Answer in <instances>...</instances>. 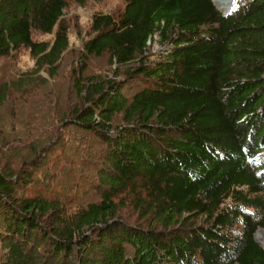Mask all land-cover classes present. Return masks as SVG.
<instances>
[{
	"label": "trees",
	"instance_id": "1",
	"mask_svg": "<svg viewBox=\"0 0 264 264\" xmlns=\"http://www.w3.org/2000/svg\"><path fill=\"white\" fill-rule=\"evenodd\" d=\"M65 8L0 0V57L33 60L16 87L56 75ZM90 33L66 117L104 146L96 200L17 196L32 173L0 170V264H264V0L226 15L211 0H126L94 14ZM155 37L167 49L149 60ZM104 55L114 78L85 75Z\"/></svg>",
	"mask_w": 264,
	"mask_h": 264
},
{
	"label": "rangeland",
	"instance_id": "2",
	"mask_svg": "<svg viewBox=\"0 0 264 264\" xmlns=\"http://www.w3.org/2000/svg\"><path fill=\"white\" fill-rule=\"evenodd\" d=\"M65 1L63 20L69 47L55 76L41 73L44 84L16 87L13 82L23 72L31 70L33 64L28 50L20 49L11 57H0V84H9L5 100L0 104V170L18 176L25 170L32 173V177L23 179V187H16L17 196L43 194L47 198L69 201V206L75 209L77 204L96 200L89 186L96 181L95 170L102 162L104 146L92 133L71 124L66 117L76 100L72 89L73 71L81 62L82 40L92 36V16H116L122 12L126 0ZM239 2L241 0H231L229 8ZM214 6L221 13L225 12L224 8ZM32 38L51 40L52 34L33 30ZM166 49L155 37L150 45L149 60H154L152 55L164 53ZM85 65V75L99 73L114 78L112 71L116 66L109 65L107 55L90 57ZM121 214L134 222L137 219L130 205ZM201 221L198 219V223ZM257 230L261 235V230Z\"/></svg>",
	"mask_w": 264,
	"mask_h": 264
},
{
	"label": "bare ground",
	"instance_id": "3",
	"mask_svg": "<svg viewBox=\"0 0 264 264\" xmlns=\"http://www.w3.org/2000/svg\"><path fill=\"white\" fill-rule=\"evenodd\" d=\"M212 3L215 5L224 8V11H227L229 9V6L231 5V0H212ZM261 237L264 239V232L260 231Z\"/></svg>",
	"mask_w": 264,
	"mask_h": 264
},
{
	"label": "water",
	"instance_id": "4",
	"mask_svg": "<svg viewBox=\"0 0 264 264\" xmlns=\"http://www.w3.org/2000/svg\"><path fill=\"white\" fill-rule=\"evenodd\" d=\"M258 229V228H257ZM256 229V230H257ZM261 231H263L264 232V229L263 228H259ZM254 234H255V232H254ZM253 237H254V235H253ZM254 240H255V237H254ZM256 241V240H255ZM257 242V241H256ZM258 243V242H257ZM259 244V243H258ZM259 246H261L260 244H259ZM262 247V246H261ZM263 248V247H262ZM263 250H264V248H263Z\"/></svg>",
	"mask_w": 264,
	"mask_h": 264
}]
</instances>
